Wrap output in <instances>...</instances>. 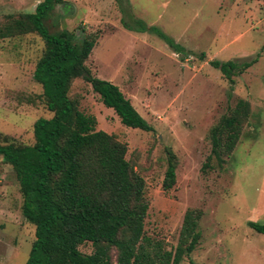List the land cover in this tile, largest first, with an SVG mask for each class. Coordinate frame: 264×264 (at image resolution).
I'll return each instance as SVG.
<instances>
[{
  "label": "rangeland",
  "instance_id": "obj_1",
  "mask_svg": "<svg viewBox=\"0 0 264 264\" xmlns=\"http://www.w3.org/2000/svg\"><path fill=\"white\" fill-rule=\"evenodd\" d=\"M41 1L0 0V24L33 13ZM132 18L162 31L186 56L156 34L128 29ZM47 26L79 39L96 35L86 66L115 85L153 128L123 126L87 83L71 84L69 97L79 111L95 118L96 131L126 145V160L144 179L146 236L173 251L186 210H198L200 240L180 264H264V235L248 225L264 224V0H121L120 6L115 0H65ZM43 51L35 34L0 40V145H33L34 123L52 117L33 80ZM210 61L253 64L231 85ZM238 99L249 103L251 114L219 168L207 160L210 130ZM166 150L176 157L169 191L162 189ZM21 205L12 169L0 157V264H25L34 241ZM78 249L92 252L89 243Z\"/></svg>",
  "mask_w": 264,
  "mask_h": 264
},
{
  "label": "trees",
  "instance_id": "obj_2",
  "mask_svg": "<svg viewBox=\"0 0 264 264\" xmlns=\"http://www.w3.org/2000/svg\"><path fill=\"white\" fill-rule=\"evenodd\" d=\"M115 1L120 6L121 0ZM64 2L42 0L33 13L0 24V40L35 34L44 42L33 80L41 86L46 108L52 113L50 119L34 123L33 145H0V157L11 167L18 184L22 216L34 227L35 238L25 264H180L199 243L201 212L186 210L173 251L164 250L146 236L144 179L126 160V145L113 135L96 131L95 118L79 111L77 102L69 97L71 84L76 79L87 83L123 126L143 132H153V128L115 85L93 76L86 66L96 35L85 34L79 39L66 30L50 32L47 21ZM131 23L128 29L156 34L175 53L186 56L185 50L159 29L148 28L135 18ZM252 64L210 61L231 85L233 78ZM250 114L249 103L241 99L228 108L210 130L208 162L214 159L219 168L224 165ZM166 155L162 189L169 191L175 184L176 157L170 150ZM248 225L264 235V224ZM86 243L92 247L90 254L78 249Z\"/></svg>",
  "mask_w": 264,
  "mask_h": 264
}]
</instances>
